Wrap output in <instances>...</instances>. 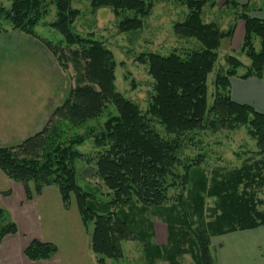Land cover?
<instances>
[{"label": "trees", "instance_id": "trees-1", "mask_svg": "<svg viewBox=\"0 0 264 264\" xmlns=\"http://www.w3.org/2000/svg\"><path fill=\"white\" fill-rule=\"evenodd\" d=\"M9 1V8L0 5V33L6 31L3 25L6 22L12 30L41 41L58 64L65 67L67 58L62 53L61 43L43 40L35 32L47 13L48 3L54 5L55 19L48 26L60 34L68 48H74L71 55L78 73L75 87L38 132L19 144L0 147V170L23 185L28 200L48 185L58 188L64 208L73 195L85 230L92 225L89 247L96 264H106L107 260L122 262V242L131 239L142 242L144 264H157L162 260L167 264H180L179 258L186 254L194 264H216L211 237L264 227V206L258 209L264 203L249 189L256 179L264 181L260 172L252 174L251 168L243 166L226 177L214 175L209 180L203 170L204 152L181 159L185 135L197 130L217 131L238 126L247 127L249 135L256 140L258 154L264 156V114L250 105L233 101L230 93L232 77L264 79V18L251 15L257 10L252 0L245 4L235 0H172L187 8L184 19L173 24V33L178 38L194 39L200 46L183 53L149 52L138 57L147 65L153 81V94L144 113L115 89L116 62L111 50L91 34L80 36L72 31L78 11L71 7V0ZM157 1L91 0V7L110 8L119 20V31L128 32L142 27L143 19ZM219 2L233 9L234 18L243 22L240 51L250 63L246 66L236 57L227 56V68L224 74L216 75L213 99L208 104L207 75L217 59L220 41L230 40L236 27L233 23L222 30L215 22L203 21V9ZM262 5L264 9V1ZM243 66L244 73L237 75V70ZM108 105L114 107L115 114L104 122L102 131L93 139L96 151L92 161L96 175L111 197L109 201L99 202L92 192L77 184L74 162L85 154L75 148L83 139L71 134L99 117ZM150 120L162 126L165 137L152 128ZM188 138L191 141L192 138ZM179 166L180 174L176 172ZM194 173L198 174L196 180L191 176ZM189 183L193 193L187 187ZM178 184L181 192L177 204L181 206V214L177 218L186 228L175 234L173 226L166 223L168 248L150 240L154 236L152 231L135 233L132 220L123 212L124 206L161 207L167 202L169 188ZM206 197L216 201L214 220L201 221L192 228L190 217L195 213L202 219ZM0 221L1 242L5 236L15 234L17 226L1 208ZM56 253L53 243L36 239L24 249V255L31 261L48 260Z\"/></svg>", "mask_w": 264, "mask_h": 264}, {"label": "rangeland", "instance_id": "rangeland-1", "mask_svg": "<svg viewBox=\"0 0 264 264\" xmlns=\"http://www.w3.org/2000/svg\"><path fill=\"white\" fill-rule=\"evenodd\" d=\"M263 1L252 0L251 3L253 6H256L258 4L262 5ZM221 2L212 8L206 6L203 9L202 19L206 23L215 22L222 30H226L230 25L236 23L237 20L234 18V10L220 5ZM0 5L9 8L10 1L0 0ZM71 7L78 11V15L71 25L72 31L80 36L91 34L94 39L101 41L111 50L116 62L114 70L115 89L126 99L135 103L143 113L146 112L151 95L153 94V81L148 74L147 65L141 63L138 57L143 53L149 52L161 55L168 54L171 51L183 53L200 46L194 39L178 38L173 33V24L182 21L187 13L186 6L177 1L159 0L154 2L150 14L143 19L142 27L128 32L119 31V20L108 7L93 9L91 7V0H71ZM128 14L130 15V13ZM255 14L251 13L253 16L263 18L259 14ZM54 19V5L48 3L47 13L36 26L35 32L43 40H50L54 44L61 43L62 53L67 58L65 67H61L58 64L56 58L41 41L25 35L19 30H12L6 22L3 23L6 31L0 33V92L9 90L17 93L30 92L32 94V112L37 110L38 103L45 96L52 97L53 101L50 99V104L61 105L68 97L70 90L75 87V80L77 79L78 72L76 65H74V58L71 55V51L74 48H68L60 34L48 26L49 22H52ZM236 32L237 29L235 30ZM235 33L233 35L234 41L231 45L229 39H222L220 41L217 49V59L212 71L207 75L208 104L213 99V83L216 75L224 74L227 68V56L236 57L246 66L250 63L249 59L240 51V46L236 48L238 44L237 40L235 41V38L237 39ZM258 45V40H256L255 47L257 49ZM79 69L81 68L79 67ZM244 71L245 66L240 67L237 70V75L243 74ZM53 110L49 113L48 118ZM114 114V107L108 105L99 117L74 129L71 134L74 137H81L83 139V142L75 148L80 153L85 154V157L77 159L74 162L77 184L83 190L92 192L95 199L99 202L109 201L111 197L108 195V189L96 175V168L92 161L96 151L93 139L95 135L102 131L104 122ZM150 124L161 136H166L162 126L157 121L150 120ZM37 127L38 125L33 122L23 132V139L18 136L17 138L11 137L10 140L13 141L15 139L16 142L13 143H21L25 138L41 129ZM188 137L192 138L191 141L188 140ZM182 139L184 140L183 144L186 142L181 156L182 161L183 159L195 157L199 152H204L203 170L209 180L214 175L218 176V178L221 176L226 177L232 171L243 166L251 168L252 174L260 172L264 177V156L258 154L256 140L249 135L246 126H238L233 129H219L217 131L210 129L197 130L195 133L185 135ZM88 158L89 161H86ZM176 172L178 174L182 173V168L179 166ZM191 176L195 180L198 178L197 173ZM258 179L254 181V184L249 189L251 192H254L257 199L264 203V181ZM209 184H211V181H209ZM29 185L30 187L34 186L31 182ZM48 186L57 188L55 185ZM187 187L193 193L190 183ZM180 192L181 187L179 184L170 187L167 202L158 208H140L139 204L125 205L123 212L132 220L135 233L152 231L154 236L150 240L168 248L170 244H166V223H170L173 226L175 234L180 233L181 228H186V226L178 222L179 219L177 218L181 214V206L177 204V197ZM183 195H186L185 191ZM215 203L214 198H205L202 219L195 213L190 217L192 228L198 226L201 221L205 223L214 220L213 209ZM263 206H258V209L262 210ZM64 209L66 211L62 215H58L54 210L50 214L55 219L62 218L64 222L67 220L68 225L72 221L73 228H70L69 232L72 230L75 233L74 221L80 215H78L77 204L73 195L70 198L68 207ZM0 224H2L1 221ZM65 225L67 224L65 223ZM79 226L81 230V225ZM91 228L92 225H89L87 244L82 230L80 235L75 236L73 240L70 239L64 242V240L58 238L53 244L59 247V260L57 257H53L50 261H44L43 263L96 264V257L89 247ZM214 237H211V239ZM122 252V262L115 263L107 260L106 264L145 263L143 244L138 239L123 241ZM179 262L180 264H194L189 254L182 255L179 258ZM157 264L167 263L162 260L157 261Z\"/></svg>", "mask_w": 264, "mask_h": 264}, {"label": "crops", "instance_id": "crops-1", "mask_svg": "<svg viewBox=\"0 0 264 264\" xmlns=\"http://www.w3.org/2000/svg\"><path fill=\"white\" fill-rule=\"evenodd\" d=\"M235 1L238 4L248 2V0ZM253 7L257 10L252 11V14H259L264 18V9H261L263 5L258 4ZM235 30L237 48L241 45L244 30L241 20L236 22ZM233 41L232 36L230 45ZM230 93L233 101L250 105L264 114V79L232 77ZM31 95L30 92L17 93L13 90L0 92V147L17 144L13 143L16 142L15 139L12 141L10 138L19 136L23 139V132L33 122L38 125L37 128H42L51 110L57 107V104H50L52 97L45 96L38 103L37 110L32 112ZM0 208L5 210L8 218L17 226L15 234L5 236L0 242V264H46L43 262L50 261L53 257L58 258L59 247L57 245V253L52 258L41 261L29 260L24 255V249L33 239L55 243L59 238L65 242L73 240L75 236L80 235L82 230L87 244V230L81 219L79 220L80 216L74 221L76 229L74 233L72 230L69 232V229L73 228L72 221L68 225L67 220L64 222L62 218L55 219L50 214L52 210L58 215L66 211L57 188L53 186L43 187L38 195L28 200L23 185L9 179L0 170ZM79 225H81V230ZM211 248L216 264H264V227L215 236L211 239Z\"/></svg>", "mask_w": 264, "mask_h": 264}]
</instances>
